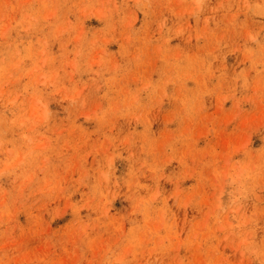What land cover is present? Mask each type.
<instances>
[{"label": "rangeland", "instance_id": "1", "mask_svg": "<svg viewBox=\"0 0 264 264\" xmlns=\"http://www.w3.org/2000/svg\"><path fill=\"white\" fill-rule=\"evenodd\" d=\"M0 264H264V0H0Z\"/></svg>", "mask_w": 264, "mask_h": 264}]
</instances>
